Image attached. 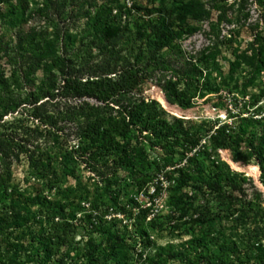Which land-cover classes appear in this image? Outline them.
Listing matches in <instances>:
<instances>
[{"label": "rangeland", "instance_id": "rangeland-1", "mask_svg": "<svg viewBox=\"0 0 264 264\" xmlns=\"http://www.w3.org/2000/svg\"><path fill=\"white\" fill-rule=\"evenodd\" d=\"M55 1V7L51 8L48 0H25L21 7L17 6V13L7 3L0 4V43L8 47L7 52L0 49V72L9 79L14 91L25 92L20 81L24 73L18 71L15 62L25 51L43 54L45 59L49 58L47 54H63L77 64L75 68L85 59H99L94 47L90 54L86 51L92 35L84 33L96 26L93 15L99 6L118 1L123 9L117 13L113 10L102 19L126 26L124 39L134 38L135 26L165 31L163 53L171 54V59L175 54L183 56L178 64L191 62L205 71H214L212 82L219 89L181 108L165 101L156 83L159 74H155L107 107L103 103L107 113L120 114L135 98L154 99L163 107L167 120L180 119L184 130L200 136L197 148L207 145L217 124L231 122L233 115H264V0ZM10 2L17 5V0ZM31 77L40 85L43 70ZM4 118L11 129L1 130L11 134L14 146L37 147L55 163V182H28L30 169L21 154L17 162H12L14 181L26 192H42L52 203L64 208L73 222L75 238H81L80 246L90 238L108 244V237L95 229L100 224L108 228L107 235L116 236L119 243L108 264H216L218 257L233 264H264L258 262L260 254L264 256V215L256 218L230 215L226 212L227 205L205 186L196 187L193 180L177 186L175 169L186 162L182 156L183 137L155 138L150 131L139 134L138 141L145 147L147 158L163 160L171 178L160 174L154 184L138 187L125 173L102 176L92 171L84 161L86 154L79 150V140L67 135V129L56 131L41 124L33 118L29 106ZM131 142L134 146L135 138ZM214 157L218 163H227L229 167L223 166L224 172L243 174L246 181L240 184L246 196L261 199L264 206V185L255 162L233 159L229 148L219 149ZM20 208L25 213L23 226L30 228L36 237L30 240L26 234L23 239L12 241L14 247L8 248L6 254L17 264H41L44 257L41 238L47 225L40 224L38 213L44 209L41 204L39 207L26 203ZM223 244L230 247L219 246ZM173 253L177 258L169 259ZM85 263V257L80 259V264Z\"/></svg>", "mask_w": 264, "mask_h": 264}, {"label": "trees", "instance_id": "trees-1", "mask_svg": "<svg viewBox=\"0 0 264 264\" xmlns=\"http://www.w3.org/2000/svg\"><path fill=\"white\" fill-rule=\"evenodd\" d=\"M23 2L25 0H17L15 6L10 0H0V4L10 5L13 13L19 12L17 6L21 7ZM48 2L51 8L55 7V0ZM122 7L118 1L99 6L93 15L96 26L84 33L85 36L92 35L86 51L90 54L94 47L99 59H85L75 68L77 64L63 54L52 56L46 53L49 58L45 59L43 54L38 56L30 50L25 51L15 60L18 71L24 73L20 78L24 93L14 91L9 79L0 72V264H17L16 260L10 261L6 254L8 248L14 247L12 241H19L26 234L30 240L36 237L21 221L25 213L20 206L25 203L39 207L41 204L44 209L38 213L40 224L47 225L45 236L41 238V243H44L41 264H80V259L84 257L85 264H108L119 244L117 237L107 235L110 230L100 224L95 229L108 237V244L103 245L90 238L84 246H80L81 238H75L73 222L64 208L52 203L42 192H26L14 181L12 162H17L23 154L30 169L28 182H55V163L49 154L39 151L37 147L14 146L11 134L3 131L11 129L4 117L18 114L20 108L26 106L32 109L33 118L41 124L56 131L64 132L67 129V135L77 138L79 150L86 154L84 161L92 171L102 176L125 173L124 176L131 178L138 187L145 183L154 184L160 174L168 178L171 173L166 170L167 164L163 160L147 158L145 147L138 141L139 134L150 131L155 138L174 136L179 139L181 136L185 141L182 156L186 162L175 169L178 173L175 179L177 186L187 185L189 180H193L197 182L196 187L205 186L217 195L227 205L226 212L230 215L238 213L246 218L264 215L263 201L248 198L240 184V181H246V177L234 171L224 172L223 166H229L223 161L218 163L219 160L214 157L219 149L229 148L233 159L252 160L259 166L261 183L264 185V115H233L231 122L217 124L209 134L207 145L197 148L200 136L184 130L180 119L167 120L163 107L154 99L146 101L143 97L135 98L117 115L104 110L117 97L141 87L155 74H159L156 83L165 101L181 108H187L197 99L219 89V85L212 82L214 71H205L191 62L178 64L183 56L175 54L177 58L174 60L170 58L171 54L163 53L167 40L165 31L151 26H135L134 38L124 39L126 26L102 19L112 14L113 10H116L115 13L119 9L121 11ZM25 10L26 6L23 8ZM0 49L7 52L8 47L0 43ZM39 70H43V78L40 85H36L31 75ZM132 138H135L134 146ZM219 246L230 247L227 244ZM231 247L237 249L233 244ZM175 258V253L169 256V259ZM258 262H264L262 254ZM216 264L233 263L227 258L218 257Z\"/></svg>", "mask_w": 264, "mask_h": 264}]
</instances>
